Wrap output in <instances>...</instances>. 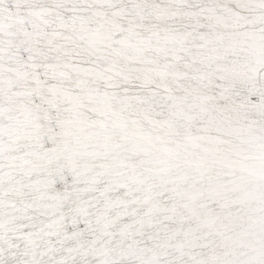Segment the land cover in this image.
I'll return each instance as SVG.
<instances>
[{
    "label": "snow or ice",
    "instance_id": "1",
    "mask_svg": "<svg viewBox=\"0 0 264 264\" xmlns=\"http://www.w3.org/2000/svg\"><path fill=\"white\" fill-rule=\"evenodd\" d=\"M0 264H264V0H0Z\"/></svg>",
    "mask_w": 264,
    "mask_h": 264
}]
</instances>
